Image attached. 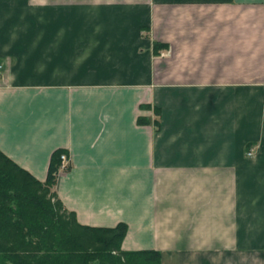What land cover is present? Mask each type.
<instances>
[{"label": "crops", "instance_id": "1", "mask_svg": "<svg viewBox=\"0 0 264 264\" xmlns=\"http://www.w3.org/2000/svg\"><path fill=\"white\" fill-rule=\"evenodd\" d=\"M57 149L123 249L264 264V0H0V150L45 181Z\"/></svg>", "mask_w": 264, "mask_h": 264}, {"label": "trees", "instance_id": "2", "mask_svg": "<svg viewBox=\"0 0 264 264\" xmlns=\"http://www.w3.org/2000/svg\"><path fill=\"white\" fill-rule=\"evenodd\" d=\"M62 152L41 181L0 150V264H164L159 250L123 249L125 222L84 225L64 207L51 189Z\"/></svg>", "mask_w": 264, "mask_h": 264}, {"label": "built area", "instance_id": "3", "mask_svg": "<svg viewBox=\"0 0 264 264\" xmlns=\"http://www.w3.org/2000/svg\"><path fill=\"white\" fill-rule=\"evenodd\" d=\"M249 153L251 154L252 151H249ZM70 164H71L70 156L68 155V153L62 152L61 153V162H60V168H59L58 175L61 174L64 171L68 170V168L70 167Z\"/></svg>", "mask_w": 264, "mask_h": 264}, {"label": "rangeland", "instance_id": "4", "mask_svg": "<svg viewBox=\"0 0 264 264\" xmlns=\"http://www.w3.org/2000/svg\"><path fill=\"white\" fill-rule=\"evenodd\" d=\"M51 189H52V191H55V190H54V187H52Z\"/></svg>", "mask_w": 264, "mask_h": 264}]
</instances>
